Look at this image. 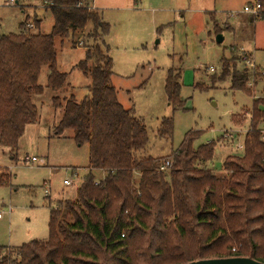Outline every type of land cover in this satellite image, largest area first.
I'll use <instances>...</instances> for the list:
<instances>
[{"label": "trees", "instance_id": "16d2710c", "mask_svg": "<svg viewBox=\"0 0 264 264\" xmlns=\"http://www.w3.org/2000/svg\"><path fill=\"white\" fill-rule=\"evenodd\" d=\"M40 1L54 18L49 34L41 33L42 20L35 17L36 31L26 19L18 33L0 35V143L16 148L27 126L37 122L33 96L45 92L39 84L43 67L50 71L48 89H67L55 39L80 37L92 23L86 57L75 66L91 77L90 94L53 98L63 108L56 133L72 129L79 145H89V173L74 199L50 209L48 240L0 246V264H188L230 257L264 262V99L253 101L243 155L225 159L223 176L205 166L216 143L196 146L200 131L188 132L169 156H141L149 133L134 109L120 103L112 84L114 61L105 41L110 25L82 0ZM223 61L214 81H229L232 90L252 95L249 71ZM182 75L174 67L166 78L174 111L188 110ZM158 135L173 137V117L163 118ZM166 160L171 165L161 170ZM95 170L104 171V178L98 180ZM7 177L2 168L0 185Z\"/></svg>", "mask_w": 264, "mask_h": 264}, {"label": "rangeland", "instance_id": "374dc122", "mask_svg": "<svg viewBox=\"0 0 264 264\" xmlns=\"http://www.w3.org/2000/svg\"><path fill=\"white\" fill-rule=\"evenodd\" d=\"M82 1L97 9L110 25L105 41L114 61L112 84L120 103L126 109H134L149 133L148 145L140 155L169 156L188 132L200 131L196 146L216 143L214 158L205 166L225 175V159L243 155L241 145L250 128L253 101L264 99V17L255 18L244 11L246 5L255 1L264 10V1ZM35 17L42 20L41 33L49 34L54 18L40 0H0V35L18 33L26 19L33 24L28 27L36 31ZM229 19L240 22L233 21V27ZM92 29L91 23L80 37L55 39L58 69L68 73L67 89H48L50 71L43 67L39 84L45 92L33 96L39 108L37 122L27 126L16 148L0 143V170L8 171L7 182L0 185V211L4 213L0 219V246L16 248L34 239L47 241L50 209L60 200L74 199L89 173V145H79L72 129L56 133L63 108H56L53 98L64 99L73 94L81 100L90 94L91 77L75 66L86 57ZM218 36L224 37L221 43ZM244 55L254 60L257 67L248 66ZM223 60L249 71L252 95L232 90L229 81H214L223 72ZM174 67L183 70L181 95L186 100V111H174L166 95V78ZM197 85L206 90L201 91ZM166 117L174 119L171 139L158 135ZM33 157L36 161L29 162ZM94 174L98 180L105 176L102 170H95ZM65 179H70L72 185L64 184Z\"/></svg>", "mask_w": 264, "mask_h": 264}, {"label": "built area", "instance_id": "2783aa9c", "mask_svg": "<svg viewBox=\"0 0 264 264\" xmlns=\"http://www.w3.org/2000/svg\"><path fill=\"white\" fill-rule=\"evenodd\" d=\"M244 11L250 13L252 16L255 17H259V15L264 11L262 9V4L258 1H255L253 5H246L244 7ZM233 14H236L233 12ZM30 27H33V24H29ZM244 60L246 61L247 65L253 68H256L257 66L254 63V60H252L251 58H249L247 55L243 56ZM241 147L244 148V144L241 145ZM36 161V158L33 157L29 162H33ZM171 165V162L169 160L164 161V163L161 166V170H165L166 168H168ZM64 184L66 185H72V181L70 179H65L64 180ZM49 191L46 190V195L49 196ZM4 217V213L2 211H0V219Z\"/></svg>", "mask_w": 264, "mask_h": 264}, {"label": "water", "instance_id": "95a60500", "mask_svg": "<svg viewBox=\"0 0 264 264\" xmlns=\"http://www.w3.org/2000/svg\"><path fill=\"white\" fill-rule=\"evenodd\" d=\"M16 3H18V1ZM217 41L218 43H221L223 41V37L218 36ZM188 264H264V262L249 257H230V258L199 260Z\"/></svg>", "mask_w": 264, "mask_h": 264}, {"label": "crops", "instance_id": "0c3cea01", "mask_svg": "<svg viewBox=\"0 0 264 264\" xmlns=\"http://www.w3.org/2000/svg\"><path fill=\"white\" fill-rule=\"evenodd\" d=\"M94 9H95V8H94ZM235 20H236V19H235ZM235 20H230V19H229V21L231 22L230 24L232 25V24H233L232 22L235 21ZM236 21H238V20H236ZM238 22H240V21H238ZM232 26L235 27L234 25H232ZM223 40H224V37H223Z\"/></svg>", "mask_w": 264, "mask_h": 264}]
</instances>
